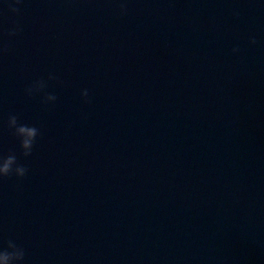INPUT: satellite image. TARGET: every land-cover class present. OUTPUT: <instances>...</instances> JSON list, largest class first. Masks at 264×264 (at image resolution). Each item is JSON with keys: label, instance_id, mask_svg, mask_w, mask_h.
<instances>
[{"label": "water", "instance_id": "obj_1", "mask_svg": "<svg viewBox=\"0 0 264 264\" xmlns=\"http://www.w3.org/2000/svg\"><path fill=\"white\" fill-rule=\"evenodd\" d=\"M14 6L0 0V156L27 169L0 177L14 264H264V0ZM10 115L39 129L27 157Z\"/></svg>", "mask_w": 264, "mask_h": 264}, {"label": "clouds", "instance_id": "obj_2", "mask_svg": "<svg viewBox=\"0 0 264 264\" xmlns=\"http://www.w3.org/2000/svg\"><path fill=\"white\" fill-rule=\"evenodd\" d=\"M8 3V8L12 12H18L19 9L14 5L21 3V0H6ZM126 12L125 5L123 3L120 4V14H124ZM238 15V13H234ZM19 31V27H13L9 29L8 35H15ZM255 38L250 37L249 43L255 44ZM233 52L238 51V48H233ZM53 76H49V79H53ZM45 82L43 80L34 81L27 88H25V93L29 96L34 93H41L45 88ZM87 90H83L81 92L82 97H87ZM57 97L54 94L44 93L43 102H51L55 101ZM8 128L12 130V134L19 139V146L22 150V155L25 157L29 156L32 152V148L35 142L36 137L39 135V129L35 126H29L26 124L18 123L17 116L10 115L7 120ZM27 172V169L16 162V156L14 154H9L7 156H0V177H7L10 175H15L17 177H23ZM7 247L4 249H0V260L6 262V264H14L16 261H22L24 259V250L17 246L13 241L8 240L6 242ZM9 246H14L19 249V253H9L6 249Z\"/></svg>", "mask_w": 264, "mask_h": 264}]
</instances>
